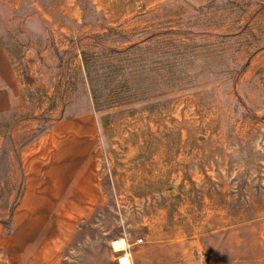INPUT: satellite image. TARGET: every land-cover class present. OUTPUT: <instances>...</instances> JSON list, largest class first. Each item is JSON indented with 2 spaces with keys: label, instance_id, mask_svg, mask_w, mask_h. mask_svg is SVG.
<instances>
[{
  "label": "rangeland",
  "instance_id": "rangeland-1",
  "mask_svg": "<svg viewBox=\"0 0 264 264\" xmlns=\"http://www.w3.org/2000/svg\"><path fill=\"white\" fill-rule=\"evenodd\" d=\"M53 133L99 197L41 264H264V0H0V264Z\"/></svg>",
  "mask_w": 264,
  "mask_h": 264
},
{
  "label": "crops",
  "instance_id": "crops-1",
  "mask_svg": "<svg viewBox=\"0 0 264 264\" xmlns=\"http://www.w3.org/2000/svg\"><path fill=\"white\" fill-rule=\"evenodd\" d=\"M57 140L55 133L44 144L35 140L30 144L32 149L24 161L25 188L18 207L39 205L40 208L38 215L24 217L23 222L15 225V230L9 234L15 248L12 253H18L19 264L23 263V253L28 256V261L23 264H41L51 259L68 237L69 230L66 229L69 226H63L61 222H70L71 216L76 213L87 214L89 207L99 197L89 155L76 157V149L81 139L80 143L76 139H68L63 151ZM82 206L88 208L79 213ZM18 214V220H21L22 215L26 216ZM16 216L15 212V220ZM33 220H41L43 224L33 232L31 229L28 231L27 227Z\"/></svg>",
  "mask_w": 264,
  "mask_h": 264
},
{
  "label": "clouds",
  "instance_id": "clouds-1",
  "mask_svg": "<svg viewBox=\"0 0 264 264\" xmlns=\"http://www.w3.org/2000/svg\"><path fill=\"white\" fill-rule=\"evenodd\" d=\"M121 242H122V246L117 247V245L121 244ZM114 247H115V250L119 251L121 249H130L131 245L127 242V240H121L117 242L114 245ZM120 264H134V258L130 250L125 251V255L121 257L120 259Z\"/></svg>",
  "mask_w": 264,
  "mask_h": 264
},
{
  "label": "bare ground",
  "instance_id": "bare-ground-1",
  "mask_svg": "<svg viewBox=\"0 0 264 264\" xmlns=\"http://www.w3.org/2000/svg\"><path fill=\"white\" fill-rule=\"evenodd\" d=\"M121 240H124L123 238H118V239H114V240H112V244H113V246L117 243V242H119V241H121ZM115 248V247H114Z\"/></svg>",
  "mask_w": 264,
  "mask_h": 264
},
{
  "label": "snow or ice",
  "instance_id": "snow-or-ice-1",
  "mask_svg": "<svg viewBox=\"0 0 264 264\" xmlns=\"http://www.w3.org/2000/svg\"><path fill=\"white\" fill-rule=\"evenodd\" d=\"M120 246H122V242H121V244H118V245H117V247H120Z\"/></svg>",
  "mask_w": 264,
  "mask_h": 264
}]
</instances>
